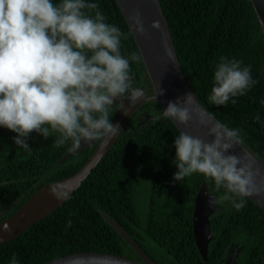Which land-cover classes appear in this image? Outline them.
Returning <instances> with one entry per match:
<instances>
[{
    "label": "trees",
    "instance_id": "trees-1",
    "mask_svg": "<svg viewBox=\"0 0 264 264\" xmlns=\"http://www.w3.org/2000/svg\"><path fill=\"white\" fill-rule=\"evenodd\" d=\"M87 2L99 4L106 22L118 26L127 37L121 38V55H140L116 1ZM158 3L191 91L216 120L241 130L243 145L264 163V32L251 0ZM221 57L251 65L258 83L246 95L234 97L235 104L217 106L209 103L208 96ZM130 73L150 90L142 58L130 62ZM151 104L156 115L163 111L157 101L147 103ZM180 133L166 118L127 125L62 206L0 245V264H10L13 254L19 264H44L60 255L90 250L139 260L107 217L134 238L154 264H218L231 243L241 247L240 264L257 258L258 264H264V210L249 198L240 211L230 201L216 205L210 216L213 239L207 258L201 257L192 232L195 195L202 182L217 199L224 189L217 192L214 182L201 174L174 179V140ZM15 135L0 127V222L44 184L77 171L99 141L68 153L70 140L55 145L59 133L52 132L45 139L33 132L27 138L29 154L14 144Z\"/></svg>",
    "mask_w": 264,
    "mask_h": 264
},
{
    "label": "clouds",
    "instance_id": "clouds-1",
    "mask_svg": "<svg viewBox=\"0 0 264 264\" xmlns=\"http://www.w3.org/2000/svg\"><path fill=\"white\" fill-rule=\"evenodd\" d=\"M128 20L136 34H145L139 12ZM152 27L158 28L159 23L154 21ZM122 37L127 38L118 26L106 22L94 2L0 0V127L16 134V146L31 154L27 138L33 132L45 139L52 132L59 133L55 145L70 140L73 151L82 142L117 135L119 124L110 120L113 106L117 100L138 97L131 88L130 62L141 60L137 53L121 55ZM257 83L251 65L221 57L208 101L217 106L235 104L234 97L246 95ZM180 103L190 105L192 95L168 102L153 122L166 118L187 125L193 116ZM197 123L207 128L212 139L206 141L184 132L175 138L174 179L201 174L214 182L217 192L224 189L218 199L211 196L210 205L230 201L240 211L247 198L262 191L247 156L230 154L243 144L241 130L229 128L211 115L201 116ZM50 194L63 201L70 194V186L53 184ZM4 230L10 231V226L5 225ZM10 264H19L15 254Z\"/></svg>",
    "mask_w": 264,
    "mask_h": 264
},
{
    "label": "water",
    "instance_id": "water-1",
    "mask_svg": "<svg viewBox=\"0 0 264 264\" xmlns=\"http://www.w3.org/2000/svg\"><path fill=\"white\" fill-rule=\"evenodd\" d=\"M115 1L137 44L154 91L152 95L146 96L142 102L155 100L160 104L164 111L168 102H174L178 98H181L182 101L183 97L191 94L192 103L190 105L180 103V106L189 108V111L193 116L192 121L187 125H180L175 121L170 120L180 132L192 136H200L206 141H210L212 137L207 136V128L199 125L197 121L201 116L206 118L211 114L202 106L189 87L158 0ZM251 2L264 32V0H251ZM135 12L140 13L145 28L144 35L136 34L135 30L130 27L128 17ZM154 21L159 23L158 28L152 27ZM142 91L143 90L139 88V92ZM156 92L158 93L157 95ZM212 118L216 120L213 116ZM112 123L114 124V121ZM122 124L123 123L119 124L120 130ZM116 136L109 139H101L88 159L77 171L66 177L44 184L33 192L10 217L1 221L0 245L16 237L33 223L62 206L78 186L86 179L92 169L99 163L111 147ZM84 143L87 142H82L81 144ZM70 149L68 153L73 151ZM230 154L241 157L246 155L251 162L253 170L257 173L255 176V182L262 191L261 194L249 197V199L264 210V163L243 144L235 146ZM245 162L248 161L246 160ZM58 183H66L70 186V194L68 198L63 201H57L50 194V186ZM211 196H215L214 193L209 191L206 182H202L195 195L192 212L193 238L198 252L204 260L207 258L209 242L213 239L210 227V216L214 212L216 206L209 204ZM106 219L136 253L139 260L108 251L90 250L76 251L60 255L50 259L44 264H154L152 258L116 221L109 217ZM5 225H9L11 230H4ZM257 263L258 261L254 264ZM218 264H233V256L227 257L224 261H221Z\"/></svg>",
    "mask_w": 264,
    "mask_h": 264
},
{
    "label": "flooded vegetation",
    "instance_id": "flooded-vegetation-1",
    "mask_svg": "<svg viewBox=\"0 0 264 264\" xmlns=\"http://www.w3.org/2000/svg\"><path fill=\"white\" fill-rule=\"evenodd\" d=\"M130 82H131V88L134 89L138 93V97L134 100H129L128 98H124L122 102L120 100H117V102L113 106V115L110 118L111 122L114 121V124L123 123L119 133L127 125L131 126L133 124H136L139 126V125L143 124L145 121H149V120L153 119L154 116L156 115L155 109H153L152 104L147 105V103L149 101L142 102L143 99L146 98V96L152 95L154 93L152 86H151L150 90H148L146 87L139 85V81L135 80L131 73H130ZM139 88H141L143 91L139 92ZM119 133H118V135H119ZM100 141L101 140H99L97 142V144ZM93 142L94 141L81 144V147L79 149H81L87 145H91ZM75 151H77V150H75ZM71 152H73V151H71ZM240 249H241V247H237L235 244L231 243L227 247L225 257L221 261H224L229 256H233V264H240L239 262H237V255H238ZM257 261L259 263L260 260L257 258L251 264H254Z\"/></svg>",
    "mask_w": 264,
    "mask_h": 264
}]
</instances>
